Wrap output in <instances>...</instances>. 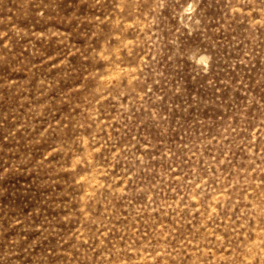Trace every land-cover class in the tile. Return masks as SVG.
<instances>
[{"label":"rangeland","instance_id":"374dc122","mask_svg":"<svg viewBox=\"0 0 264 264\" xmlns=\"http://www.w3.org/2000/svg\"><path fill=\"white\" fill-rule=\"evenodd\" d=\"M0 264H264V0H0Z\"/></svg>","mask_w":264,"mask_h":264}]
</instances>
